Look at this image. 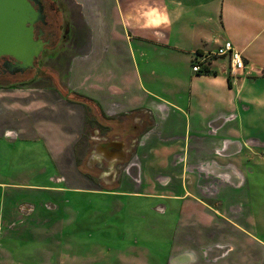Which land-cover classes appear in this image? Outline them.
Segmentation results:
<instances>
[{
  "label": "crops",
  "instance_id": "0c3cea01",
  "mask_svg": "<svg viewBox=\"0 0 264 264\" xmlns=\"http://www.w3.org/2000/svg\"><path fill=\"white\" fill-rule=\"evenodd\" d=\"M70 2L85 40L69 62L68 93L0 89V264L39 263L21 258L25 243L5 239L19 236L15 222L45 236L32 225L48 218L46 197L60 201L66 191L108 206L142 200L163 238L157 264H264L250 181L264 166V0ZM226 42L245 75L231 76L226 58L210 59L209 75L191 71L195 54ZM85 135L88 170L76 158ZM28 148L51 175L24 156ZM28 174L47 179L28 183Z\"/></svg>",
  "mask_w": 264,
  "mask_h": 264
},
{
  "label": "rangeland",
  "instance_id": "374dc122",
  "mask_svg": "<svg viewBox=\"0 0 264 264\" xmlns=\"http://www.w3.org/2000/svg\"><path fill=\"white\" fill-rule=\"evenodd\" d=\"M72 9L73 22L76 25L77 33H79L76 36L78 39L71 35L69 36L68 47L62 46L52 53L45 52L39 60L36 70L31 71L24 77L25 81H0V87L14 85L25 88H44L51 86L63 95L68 93L67 73L69 62L72 57L84 49L83 40H85V33L81 29L77 8ZM72 40H75L76 43L72 42ZM87 136L85 135V140L80 143L79 153L76 157L77 162L83 165L84 170H88L94 164L93 161L91 162L93 160V152H91L88 145ZM31 155H34L37 163L47 168V174H52L51 167H46L44 161L42 163L37 149L35 151L33 148H28L24 156L31 158ZM19 161H24V159L19 158ZM258 167L259 169L254 171L255 173L250 178V181L254 185L251 193L258 221L257 227L252 232H254L259 240L264 241V221H260L262 218L264 220L262 213L264 209V191H260V185L264 184V166L261 164ZM68 176L67 184L70 183L72 186L74 183L73 174L72 177L70 174ZM46 179L47 175L42 177L37 174H28L26 181L28 183H41ZM74 195L73 191H66V197L60 201H57L52 196L51 198L45 196V202L49 203L44 208L48 218L45 221L41 220L32 225L35 229L41 226L48 229V231L44 232L45 236L40 231L29 232L27 228H23V224L15 222V225L20 230L18 231L19 236L17 238L5 239V244L9 245V241L25 243L26 245L23 250V255L25 256H21V258L27 260V257L34 255L39 262L38 264H148L145 261L147 257H149L151 264H154L155 261L157 264V260L163 254L159 250L161 251L163 248L156 245L163 238L159 237L160 228L157 218L149 213L147 207L143 205L142 200L120 199L118 200L120 204L116 203L115 205L108 206L109 204L106 202L105 204H101L102 201H100L99 196L83 194L81 195L82 200H80ZM74 208L81 209L83 220L80 231L74 230ZM107 209H113V211L105 215L104 211H107ZM154 227H156V230ZM37 234L41 236H37ZM104 234L107 237H104ZM126 234H129L130 238ZM125 235L126 238H123L122 241L119 242L117 240L120 236ZM111 238H113V241ZM128 240H132L134 243H128ZM129 244H132L131 247H129ZM117 245L119 248H117ZM139 245H143L150 254L138 249L137 246ZM113 247L116 251H112Z\"/></svg>",
  "mask_w": 264,
  "mask_h": 264
},
{
  "label": "water",
  "instance_id": "95a60500",
  "mask_svg": "<svg viewBox=\"0 0 264 264\" xmlns=\"http://www.w3.org/2000/svg\"><path fill=\"white\" fill-rule=\"evenodd\" d=\"M44 22L45 15L32 0H0V59H12L16 70H33L48 45L34 38V26ZM119 161H124L121 152Z\"/></svg>",
  "mask_w": 264,
  "mask_h": 264
},
{
  "label": "flooded vegetation",
  "instance_id": "af4514ba",
  "mask_svg": "<svg viewBox=\"0 0 264 264\" xmlns=\"http://www.w3.org/2000/svg\"><path fill=\"white\" fill-rule=\"evenodd\" d=\"M32 4L35 9L41 10L45 15V22L38 23L34 26V38H40L43 42H48V45L44 47L35 62V68L33 70H16L14 68L15 62L12 59L1 58L0 81L16 80V82H22L27 74L36 70L38 62L45 52L52 53L62 46L68 47L70 41L69 36L73 35L76 38L79 34L73 22L74 16L72 8H75V6L70 0H32ZM72 42H75V40H72Z\"/></svg>",
  "mask_w": 264,
  "mask_h": 264
},
{
  "label": "built area",
  "instance_id": "2783aa9c",
  "mask_svg": "<svg viewBox=\"0 0 264 264\" xmlns=\"http://www.w3.org/2000/svg\"><path fill=\"white\" fill-rule=\"evenodd\" d=\"M212 58H226L229 62V71L231 76L245 75L246 65L241 54L231 45L224 43L213 53H197L191 63V71L195 74L208 71V63Z\"/></svg>",
  "mask_w": 264,
  "mask_h": 264
},
{
  "label": "trees",
  "instance_id": "16d2710c",
  "mask_svg": "<svg viewBox=\"0 0 264 264\" xmlns=\"http://www.w3.org/2000/svg\"><path fill=\"white\" fill-rule=\"evenodd\" d=\"M199 75H209V71H205V72H201V73H198ZM11 87H16L14 85H9L7 87H0L1 88H11ZM80 99H82V102L85 103L86 105L90 104L91 101H89L88 99L86 98H83V97H79ZM85 106V105H83ZM86 107V106H85Z\"/></svg>",
  "mask_w": 264,
  "mask_h": 264
}]
</instances>
